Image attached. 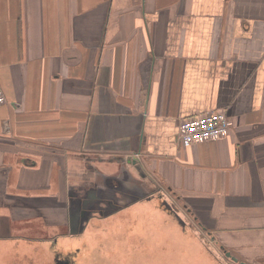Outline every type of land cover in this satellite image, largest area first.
I'll use <instances>...</instances> for the list:
<instances>
[{
    "label": "crops",
    "instance_id": "0c3cea01",
    "mask_svg": "<svg viewBox=\"0 0 264 264\" xmlns=\"http://www.w3.org/2000/svg\"><path fill=\"white\" fill-rule=\"evenodd\" d=\"M0 81V236L56 242L113 178L264 264V0H0ZM210 110L228 131L183 145Z\"/></svg>",
    "mask_w": 264,
    "mask_h": 264
},
{
    "label": "rangeland",
    "instance_id": "374dc122",
    "mask_svg": "<svg viewBox=\"0 0 264 264\" xmlns=\"http://www.w3.org/2000/svg\"><path fill=\"white\" fill-rule=\"evenodd\" d=\"M90 172H99L95 164ZM156 192L152 199H141L112 215L94 216L83 232L58 236L53 243L32 244L0 236V264H55L52 255L39 257L33 248L45 254H52V248L73 250L71 264H239L231 263L221 244L203 233L195 220L163 207L162 198L167 195ZM174 207L183 210L178 204Z\"/></svg>",
    "mask_w": 264,
    "mask_h": 264
},
{
    "label": "flooded vegetation",
    "instance_id": "af4514ba",
    "mask_svg": "<svg viewBox=\"0 0 264 264\" xmlns=\"http://www.w3.org/2000/svg\"><path fill=\"white\" fill-rule=\"evenodd\" d=\"M124 181L125 180L122 179H107L106 184L102 189L89 188L81 191L82 194L79 192H74V213L75 216L76 214H79L80 216V218L78 217L79 219H75L74 223L79 224L84 218H87L93 214L101 216L109 210L116 209L118 211L122 209L126 204L124 197L131 198V196L135 194L133 189L126 188ZM147 195L149 196V194ZM223 250H225V253L228 251L226 248H223ZM231 253L237 257L234 252L231 251ZM73 254L74 251L55 252V254L52 256V260L55 264H71L74 262ZM228 258L232 260L230 257ZM237 262L239 264L242 263L239 259ZM231 263H233V260Z\"/></svg>",
    "mask_w": 264,
    "mask_h": 264
},
{
    "label": "built area",
    "instance_id": "2783aa9c",
    "mask_svg": "<svg viewBox=\"0 0 264 264\" xmlns=\"http://www.w3.org/2000/svg\"><path fill=\"white\" fill-rule=\"evenodd\" d=\"M6 95L0 81V105L6 102ZM230 121L227 110H210L202 114L182 118L179 121L178 138L183 145L215 140L229 129Z\"/></svg>",
    "mask_w": 264,
    "mask_h": 264
},
{
    "label": "water",
    "instance_id": "95a60500",
    "mask_svg": "<svg viewBox=\"0 0 264 264\" xmlns=\"http://www.w3.org/2000/svg\"><path fill=\"white\" fill-rule=\"evenodd\" d=\"M108 179H112V178H108ZM96 187L99 188L98 186H96ZM91 188L92 189H96L95 186H92ZM126 188H127V186H126ZM137 195H138V198L137 199H140V198H143V197H145V198L146 197H149L147 194H145V193L143 194L142 192H137ZM163 206L164 207H167L171 211L176 212L179 215V213H178L179 211H176L175 210V207H174L175 204L170 203L168 201H164ZM74 209H75V206H72L71 205L70 206V212H71V219H72V221H71V225L69 226V228H70V234H75V233L83 232L85 230L86 226H87L86 223L89 221V219L92 216L97 215V214L90 215L87 218H84L83 221H81L79 224H76V223H74V221L78 217L80 218V216H79V214H76V216H75ZM114 212H117V210L116 209L115 210H109V211L105 212L103 215L104 216H108V215H110V214H112ZM225 254H226L227 257H230L234 262H237L238 261V258L236 256L232 255L231 251H226ZM241 264H247V263L246 262H242Z\"/></svg>",
    "mask_w": 264,
    "mask_h": 264
},
{
    "label": "trees",
    "instance_id": "16d2710c",
    "mask_svg": "<svg viewBox=\"0 0 264 264\" xmlns=\"http://www.w3.org/2000/svg\"><path fill=\"white\" fill-rule=\"evenodd\" d=\"M95 188H97V187H95ZM74 192H79V193H81V191H74ZM74 192H73V194H72V196L74 197ZM82 194V193H81ZM75 198V197H74ZM204 239H206V238H204Z\"/></svg>",
    "mask_w": 264,
    "mask_h": 264
}]
</instances>
